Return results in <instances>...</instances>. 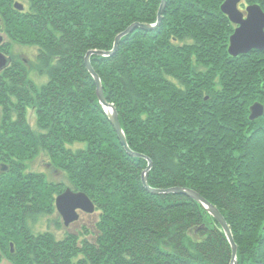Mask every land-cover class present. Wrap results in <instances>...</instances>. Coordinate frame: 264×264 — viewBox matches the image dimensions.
<instances>
[{
    "label": "trees",
    "instance_id": "1",
    "mask_svg": "<svg viewBox=\"0 0 264 264\" xmlns=\"http://www.w3.org/2000/svg\"><path fill=\"white\" fill-rule=\"evenodd\" d=\"M25 1L19 11L0 0L3 30L37 48L35 69L48 80L34 84L20 60L0 72L2 255L11 264H231V244L197 200L145 189L149 159L150 187L197 192L228 222L237 264H264V114L250 119L251 105L264 104V52L229 54L225 0H166L155 27L136 25L112 54L90 56L129 148L148 159L125 151L85 57L112 50L133 24H156L161 0ZM245 2L264 11V0ZM40 152L94 202L93 240L34 232L68 187L26 173Z\"/></svg>",
    "mask_w": 264,
    "mask_h": 264
},
{
    "label": "water",
    "instance_id": "2",
    "mask_svg": "<svg viewBox=\"0 0 264 264\" xmlns=\"http://www.w3.org/2000/svg\"><path fill=\"white\" fill-rule=\"evenodd\" d=\"M241 0H225L221 6V9L224 14H226L230 21L232 23L238 24L239 26L234 30L233 34L230 36L229 41V47L228 52L230 55L236 57L240 54L248 53L252 50L256 51H264V11L258 4H252L247 6V17L243 18V14L238 9V4ZM166 0H161V5L158 12V18L156 24H133L129 28H127L124 32L118 34L114 41V47L111 51H91L86 55V65L90 73L93 75L95 82H96V92L97 96L99 98L100 103L107 108L110 107L112 109V114H108L107 116L109 120L111 121L121 144L124 146L125 151L135 157H142L146 158L144 155L133 152L126 141L125 134L122 130V127L120 125L118 114L115 109V107L108 103L105 100L102 84L99 76L95 73L93 68L91 67V64L89 62V57L92 53H96L99 55H109L112 54L113 51L116 49L118 41L121 39L122 36L129 33L134 26L138 25L142 28H152L155 27L161 20L162 11L164 9ZM18 8H21L22 5L16 4ZM2 38L0 37V41ZM9 59L6 58L3 54L0 53V70L3 68H6V66L9 64ZM250 119L254 120L264 114V106L259 103L255 102L250 107ZM149 164L142 174V184L148 191L155 193V194H162V193H183L185 195H188L189 197L201 202L205 207L208 209V211L218 220V222L222 225L232 248V259L231 264H237V245L235 244L232 234L230 233L228 229V225L217 209V207L213 206L211 203H209L206 199H204L202 196H200L197 192L190 189H185L181 187H174L169 189H158V188H151L147 182V173L150 170L152 163L148 159ZM56 207L59 213L62 215L64 219L65 225L70 224L72 221H75L79 218L78 210H83L86 212H93L95 210V204L94 202L89 198L87 194L81 191H74L71 188L65 189L62 193H60L56 197Z\"/></svg>",
    "mask_w": 264,
    "mask_h": 264
},
{
    "label": "rangeland",
    "instance_id": "3",
    "mask_svg": "<svg viewBox=\"0 0 264 264\" xmlns=\"http://www.w3.org/2000/svg\"><path fill=\"white\" fill-rule=\"evenodd\" d=\"M16 4H20V5H22V7L18 8L16 6ZM249 5H252V4H249V3L245 2V0H242L241 3L239 4V7L241 10L245 11V8ZM14 7L16 9H18L19 11H27L29 9V5H28L27 1H25V0H15ZM3 28H4L3 27V18L0 15V37L2 38V40L0 41V47L3 45H6V44L9 45V52L8 53H5L1 49H0V53L9 59L10 62L7 66H9L13 60H20L25 65L26 69L28 70L29 79H31L34 82V84H36L37 86H41L44 83H46L48 80L47 76L39 74V72L35 69V60H36V55L38 52L37 48L32 47V46L21 45L19 43L13 42L12 40H10V37L6 34V32L3 30ZM229 41H230V39H229ZM228 47H229V45H228ZM91 51H101V50H90L87 52V54ZM92 54H96V53H92ZM102 56H104V55H102ZM89 62H90V57H89ZM91 67H92V65H91ZM3 69H1L0 72ZM93 70H94V68H93ZM95 73L97 74V72H95ZM259 103H261V102H259ZM110 104H112V103H110ZM103 109L106 112V108L104 106H103ZM27 120H28V124L31 126V128H33V129L37 128V121H36L37 119H36L35 109H33L31 107L28 108ZM25 171H26V173L27 172L43 173V174H45L46 178L49 181H53V182H57V183L60 182L63 184H67V186L69 185V181H68L65 173L62 170L57 169L50 164V160H49V158L45 152H40L35 158L27 161V166H26ZM144 171L142 172V174L144 173ZM67 188H71V187L68 186ZM67 188H65V189H67ZM199 203L218 222V220L208 211V209L205 207V205H203L201 202H199ZM55 209L56 210L52 215L40 216L34 221L35 222L34 224H33V222L31 223L34 232L43 233V232L49 231V232L53 233L57 239L64 238L68 233L75 234V235L79 236L81 239L84 238V236H86L90 240L94 239L95 232H96V222L99 219V211L96 210V206H95V210L93 212H86L83 210H78L79 218L76 221H74L68 225H65L62 215L57 210L56 199H55ZM219 212L221 213L220 210H219ZM221 215L225 219V217L222 213H221ZM225 221H226V219H225ZM226 223H227L228 229H229V231L233 237L232 230H231L227 221H226ZM218 224L221 226L222 230L224 231L222 225L219 222H218ZM86 232H89V233H86ZM224 233H225V231H224ZM225 235H226V233H225ZM226 237H227V235H226ZM227 239H228V237H227ZM233 240H234V237H233ZM228 241H229V239H228ZM234 242H235V240H234ZM229 243H230V241H229ZM235 244H236V242H235ZM0 264H11V262L2 255L1 251H0Z\"/></svg>",
    "mask_w": 264,
    "mask_h": 264
},
{
    "label": "flooded vegetation",
    "instance_id": "4",
    "mask_svg": "<svg viewBox=\"0 0 264 264\" xmlns=\"http://www.w3.org/2000/svg\"><path fill=\"white\" fill-rule=\"evenodd\" d=\"M241 1L239 2V4L241 3ZM241 13H243V18H246L247 14H248L247 8H245V11L241 10ZM233 24H234V30H235L239 25L235 24V23H233ZM4 169H7V167L4 166Z\"/></svg>",
    "mask_w": 264,
    "mask_h": 264
},
{
    "label": "bare ground",
    "instance_id": "5",
    "mask_svg": "<svg viewBox=\"0 0 264 264\" xmlns=\"http://www.w3.org/2000/svg\"><path fill=\"white\" fill-rule=\"evenodd\" d=\"M221 6H222V5H221ZM238 9H239L240 12H241V9H240V7H239V4H238ZM242 14H243V13H242ZM262 105L264 106V104H262ZM106 111H107L108 114H110V115L112 114V109H111L110 107H107V108H106ZM258 118H259V117H258ZM256 119H257V118H256ZM151 188H152V187H151ZM169 193H170V192H169ZM162 194H166V193H162ZM63 220H64V219H63ZM75 221H76V220H75ZM72 222H74V221H72ZM72 222H71V223H72Z\"/></svg>",
    "mask_w": 264,
    "mask_h": 264
}]
</instances>
